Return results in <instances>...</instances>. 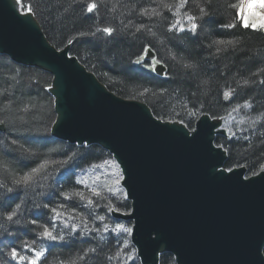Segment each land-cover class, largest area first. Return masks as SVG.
Wrapping results in <instances>:
<instances>
[{"label":"snow or ice","instance_id":"6c2138e0","mask_svg":"<svg viewBox=\"0 0 264 264\" xmlns=\"http://www.w3.org/2000/svg\"><path fill=\"white\" fill-rule=\"evenodd\" d=\"M102 8L104 15H101ZM121 8L125 9L126 15L122 12L117 16ZM10 10L26 23L40 21L51 26L54 21L59 22L61 34L68 32V35H63L62 43L66 40L64 47L56 48L61 55L74 44H85L90 46V50L99 51L98 34H102L106 44H123L127 37H131L127 42L128 51L120 53L122 57L127 55L126 64L137 65L167 79H172L174 74H183L189 87L195 88L183 98V116L176 113L180 118L169 120L162 114L164 103H161L160 110L152 105L148 116V123L152 126L166 128L170 123H179L183 127L175 132L185 142L193 143L204 135L199 124L196 127L191 125L200 116H208L206 104L233 105V101L239 98V102L226 111V117L213 115L211 118L224 121L221 129L227 132L229 143L242 139L251 146V137H255L260 148H264V47L253 51L246 46L244 39L245 34L264 36V0H223V4L221 0H129L128 4H122L120 0H12ZM225 12L231 14L227 19ZM61 18L70 23L60 22ZM85 20L92 23L86 28L81 24L78 28V23ZM202 31L208 33L203 40ZM191 42H197L195 47L188 46ZM229 57L233 59L221 68V62ZM241 57L245 68H238L229 76ZM211 61L215 63L211 64ZM48 89L55 93L52 103L58 105L63 99L60 78L47 84L44 90ZM4 91L0 89V99H4ZM242 92L253 94L245 98ZM149 94H159L163 100L169 90L159 88L154 92L145 87L132 99ZM13 106L11 100L7 105L0 104V116H5L0 118V132L7 129L9 133L8 137L0 140V264H77V261L88 264L90 256H100L112 241H115L114 250L105 253L103 261L106 264H113V261L116 264H135L138 252L132 241L136 239L135 232L139 227L135 205L128 204L133 196L125 187L124 161L118 155H110L102 163L74 172L76 161L93 155L87 137H70L77 141L76 145L69 146L75 149L71 154L60 146L47 151L25 147L28 140L24 136L11 138L15 122L8 119L6 113ZM27 109L28 105L24 104L16 111ZM55 110L59 111L58 108ZM237 115H240L239 120ZM17 119L22 120L23 117ZM52 124L55 128L60 126L56 120ZM213 127L215 125L210 129ZM55 128L45 127L38 134L43 140L50 141L57 135ZM238 133L247 134L238 138ZM208 137L206 151L211 158L216 154L215 149H219L221 155L227 154L224 159L231 157L229 147L211 143L210 130ZM21 140H24L23 144ZM55 156L63 159H53ZM258 159L264 160V152ZM213 169L217 175L234 171L233 167L218 169L216 164H213ZM64 172L74 177L70 181L72 187L66 189L60 185ZM89 172L94 176L90 177ZM260 173H264V164H260L259 172H252L251 176L258 177ZM102 176L106 178L104 182H101ZM251 180L245 176L243 182ZM54 196L58 203H52ZM73 201L77 203L71 208L65 203ZM81 206L87 210L86 213L77 211ZM25 214L34 218L23 220ZM121 217L125 222H121ZM128 220L133 222L129 224ZM77 237L87 238L81 242L90 246L68 255L52 252L53 248L69 247L68 242ZM258 254L264 258V246L259 248Z\"/></svg>","mask_w":264,"mask_h":264},{"label":"water","instance_id":"95a60500","mask_svg":"<svg viewBox=\"0 0 264 264\" xmlns=\"http://www.w3.org/2000/svg\"><path fill=\"white\" fill-rule=\"evenodd\" d=\"M11 3L0 0V54L44 70L51 83L62 81L63 99L53 105L60 126L51 125L52 137L75 145L70 137H87L89 145L124 161L139 227L132 244L141 264H158L162 253L175 264H264L258 254L264 246V173L249 176L250 182H243L245 167L214 174L213 164L224 168L227 154L215 149L211 158L206 145L209 130L213 145L217 136L227 137L222 120L200 116L193 127L199 124L204 135L193 143L175 132L179 123L152 126L148 105L114 94L68 56L69 46L61 55L38 22L18 19Z\"/></svg>","mask_w":264,"mask_h":264},{"label":"trees","instance_id":"16d2710c","mask_svg":"<svg viewBox=\"0 0 264 264\" xmlns=\"http://www.w3.org/2000/svg\"><path fill=\"white\" fill-rule=\"evenodd\" d=\"M120 2L122 4H128L129 0H120ZM236 2H239V0H236ZM221 4H223V0H221ZM108 6L111 7V3H109ZM78 11L79 9H77V12ZM122 12L126 15L125 9L123 8L119 9L116 15L119 16ZM101 15H104L103 8L101 9ZM230 15L231 14L229 12H225L226 19L229 18ZM38 22L41 25L46 38L51 44H53L56 48L64 47L66 40L62 43L63 35H68V32L65 31L63 35L61 34L59 22L54 21L51 26L43 24L40 21ZM60 22L70 23V21H65L63 18H61ZM105 22L107 23L108 20L106 19ZM91 23V20L81 21L78 23L77 27L79 28L82 24L86 28L87 25ZM207 27L208 26L205 25V28ZM98 35L100 36L99 51L90 50V46L85 44H74L70 46V53L76 56L89 71L93 72L109 90L121 97L129 99L137 97L145 87L150 88L154 92L159 88H167L169 90V94L165 96L163 100H161L159 94H149L144 97H139L136 100L145 102L150 109L152 105H155L158 110L161 109V103H164L166 106L163 108L162 114L169 120H178L180 116H183V113L181 112L183 98H186L191 91L195 90L194 86L191 88L189 87L187 78L184 77L183 74H174L172 79H167L165 77L160 78L153 73H149L146 69L139 68L137 65H128L125 63L128 59L127 55L125 54L122 57L120 53H126L128 51L127 42L132 38L127 37L125 43L123 44L115 42H108L106 44L104 43L102 34ZM207 35V32L202 31L201 39L203 40ZM244 39L246 46L253 51H258L261 47H264V36L245 34ZM204 42L206 43L207 41L205 40ZM196 43L197 42H191L188 46L193 48ZM232 59V57H229L228 60L222 61L220 67L222 68L223 64L228 63ZM243 59L244 58L241 57L240 60L236 61L237 68H232L229 76H231L232 72H237L238 68L241 70L245 68V65L241 63ZM210 63L214 64L215 62L211 61ZM106 73L107 75H105ZM245 74H247V72H245ZM209 75H211V73H209ZM50 82L51 76L42 70L20 66L11 62L6 56L0 55V89L5 90L4 99H0V104L7 105L9 100L14 103V106L10 107V110L6 113V117L15 122V128L13 129L11 138H16L17 135H21L28 140V143L24 145L25 147L32 146L35 150L47 151L48 148L60 146L61 148L68 149L69 154H71V152L75 149L69 146L74 145L59 141L53 137H51L50 141H45L41 138L40 134H38L42 133L45 127H50L55 118L52 103L53 99L47 91L44 90L46 85L50 84ZM252 94V92H242V95L245 98ZM209 100H211V97H209ZM237 102H239V98L233 101V105L206 104L205 111L208 112L211 117L213 115L225 117L226 111L230 110L231 106H234ZM24 104L28 105V109L24 112H17L16 108L22 107ZM209 107L212 109L210 112ZM176 113H179L180 116L175 115ZM20 116L23 117L22 120L17 119V117ZM0 118H5V116H0ZM194 122L191 127H193ZM21 125L24 127H21ZM246 127L247 125H245V128ZM25 128L30 129L31 131L25 132ZM245 134L247 133H238V138ZM8 135L9 133L7 129L0 132V140L5 139ZM251 140L252 145L249 146L242 139L233 140L231 143H229V140L225 138L219 137L216 139V144H224L226 147L231 149V157L226 159L224 164L225 168L236 167V165H247L246 171L248 176L251 175L252 172H259L260 164H264V160H259L258 158L260 153L264 152V148H260L259 141L255 137H251ZM53 141H55V143H53ZM20 143L23 144L24 140H21ZM90 148L93 155L86 156L84 159L76 161L75 166L73 167L74 172L79 171L81 168L86 169L94 163H101L104 159L109 158V155L98 146H90ZM81 151H84V149H81ZM52 158L63 159V157L60 156ZM72 179H74V177L71 173L64 172L60 178V185H62L65 189L70 188L72 187L70 183ZM78 187L83 188V186ZM30 195L31 194H29V196ZM58 202L59 201L54 196L52 198V203L55 204ZM65 203H68L69 208H71L77 202L73 201ZM79 203L82 205V202ZM77 211H84L86 213L87 210L83 209L81 206L77 207ZM31 218L34 217L27 214L22 217L23 220ZM21 236L23 238V234H21ZM86 239L87 238L84 237H77L76 239L68 242L70 245L69 247H65L63 249L53 248L52 252H63L65 255L75 253L80 249L90 246L89 243L81 242ZM114 244L115 241H112L104 247V253H101L100 256H90L88 264H106V262L103 261V255L114 250ZM51 258L52 257L50 255L49 259ZM77 264H81V262L77 261ZM113 264H116V262L113 261ZM129 264H131V262H129ZM135 264H139L137 260L135 261ZM161 264H174V262L170 255H164L162 257Z\"/></svg>","mask_w":264,"mask_h":264},{"label":"rangeland","instance_id":"374dc122","mask_svg":"<svg viewBox=\"0 0 264 264\" xmlns=\"http://www.w3.org/2000/svg\"><path fill=\"white\" fill-rule=\"evenodd\" d=\"M240 115H243V114L241 113ZM240 115H237V116H236V119H237V120H239ZM225 117H226V116H225ZM223 123H224V121H223ZM241 127H244V128H245V125H242ZM225 132H226V131H225ZM226 134H227V132H226ZM227 136H228V134H227ZM89 176H90V177L94 176V173H93V172H89ZM105 179H106V178L102 176V177H101V182H104ZM89 182H91V181H89Z\"/></svg>","mask_w":264,"mask_h":264},{"label":"bare ground","instance_id":"6f19581e","mask_svg":"<svg viewBox=\"0 0 264 264\" xmlns=\"http://www.w3.org/2000/svg\"><path fill=\"white\" fill-rule=\"evenodd\" d=\"M81 63V62H80ZM82 64V63H81ZM83 65V64H82ZM84 66V65H83ZM85 67V66H84ZM87 70V72H89V73H92L93 75H95L93 72H91V71H89L88 69H86Z\"/></svg>","mask_w":264,"mask_h":264}]
</instances>
